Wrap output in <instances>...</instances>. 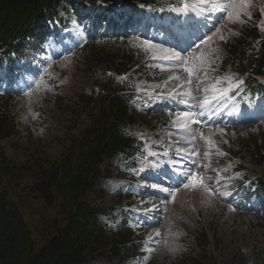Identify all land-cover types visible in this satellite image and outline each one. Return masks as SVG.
Masks as SVG:
<instances>
[{
	"label": "rangeland",
	"instance_id": "374dc122",
	"mask_svg": "<svg viewBox=\"0 0 264 264\" xmlns=\"http://www.w3.org/2000/svg\"><path fill=\"white\" fill-rule=\"evenodd\" d=\"M229 10L234 13L232 21H224L211 32L213 35L210 40L206 39L207 43L197 44L199 47L196 45L189 52L166 46L160 41L163 38L158 41L156 37L150 41L163 49L180 52L186 61L183 64L176 60L160 59L163 52L159 48L146 50L143 41L133 39L97 41L85 45L82 50L60 57L51 56L50 63L45 64L41 71L17 85L18 88H24L25 93L0 99V112L17 124L15 136L1 144L11 166L20 167L33 160L60 164L79 146L89 129L87 111L78 95H91L96 86L105 82L104 72L110 64L104 59L124 58L126 54H133L137 57L136 62L153 59L163 64L155 71L160 78L151 81L146 78L147 72L138 67L134 69L131 79L140 84L138 91L152 94L153 89L162 88L169 92V86H175L179 89L176 97L186 102L183 105L184 113H194V119L199 121L192 123L181 116L179 121L178 117H174L168 123H163L162 119L147 117V120L140 115L134 125L138 137L154 142L155 147L166 154L175 151V155H171L175 158H189L194 164L195 173L203 179L210 176L205 173L209 166L218 168L227 165L232 170L239 164L243 166L242 175L250 181L263 177L264 168L258 167V158L255 157L259 156L258 148L264 155V126L232 129L217 124L207 125L203 120V108L207 104L205 100L209 101L223 85L228 83L236 86L235 82L239 81L234 68L219 74L213 66L215 44L231 46L242 41L243 30L250 27L249 23L253 19L250 6L240 5L239 10ZM175 16L176 11H173L169 18ZM257 46V42L247 39L243 48L247 50ZM29 80L32 81L30 87L27 85ZM184 122L188 123L187 129L179 126ZM172 123L180 129L177 138L168 135L166 127ZM255 140L258 141L257 145ZM181 144L186 148H172ZM230 150L233 154L229 153ZM214 154L217 160L211 159ZM76 158L77 155L74 156ZM150 169L152 175H161L156 164H151ZM100 170L104 180L93 184L85 201L93 210H108L107 216L101 217L100 222L105 226L110 240L119 238L123 219L132 210L128 227L136 237L144 239L147 257L141 261L133 260L130 264H264V216L240 217L238 213L243 212L244 207L229 208L222 205V216L218 220L219 208L214 205V215L210 217L206 210L208 206L198 211L199 203L192 204L194 198L201 203L203 200L200 196L210 198V191L195 192L190 186L186 188V180L181 181L180 184L184 185L174 194L169 193V196L165 194L173 189L162 191L164 187L151 188L147 193L143 188V175L146 174L143 169L129 191L131 177L123 175L126 168L122 165L121 156L104 162ZM2 188L4 184L1 183ZM148 202L152 205L145 207ZM159 217H162L163 228L154 226ZM204 237L208 238V245L203 242ZM87 264L115 263L97 256Z\"/></svg>",
	"mask_w": 264,
	"mask_h": 264
},
{
	"label": "trees",
	"instance_id": "16d2710c",
	"mask_svg": "<svg viewBox=\"0 0 264 264\" xmlns=\"http://www.w3.org/2000/svg\"><path fill=\"white\" fill-rule=\"evenodd\" d=\"M52 2L0 0V23L3 24H0V42L10 47L16 45L35 17ZM253 65L264 74V53ZM119 67L117 73L127 72L128 65ZM123 88L110 78L101 86L99 94L79 97L86 107H95L90 134L81 145L87 149L82 153L81 172L65 177L62 168L41 165L10 170L2 161L0 178L7 174L15 181L16 191L12 190L17 206L8 201L7 191L0 192V264H84L89 256L108 246V238L103 228H99L95 213V224L89 227L90 212L81 197L89 185L87 173H96L97 165L105 157L118 153L132 156L138 148L130 128L134 116L128 110L135 100L133 96L121 94ZM7 129V122L0 119V139L8 136L10 129ZM66 159L67 165H71L73 158L69 155ZM129 243V236L123 235L113 245L112 258L141 252V246Z\"/></svg>",
	"mask_w": 264,
	"mask_h": 264
},
{
	"label": "snow or ice",
	"instance_id": "6c2138e0",
	"mask_svg": "<svg viewBox=\"0 0 264 264\" xmlns=\"http://www.w3.org/2000/svg\"><path fill=\"white\" fill-rule=\"evenodd\" d=\"M181 2H182V9H173V11H180V10L188 11L194 7L199 8L201 13L212 12V11L224 9L225 11H227V15L229 17H232L234 15V13H233V11H230L229 9H232L234 7V5H236L237 3H239L241 6L250 5L251 0H226L225 3H221L220 0H195V4H190L188 2V0H181ZM161 10H163V9H161ZM210 39H211V37H208V40H210ZM201 43H207V41L201 40ZM142 44L146 50L159 48L163 52V55L159 57L160 59L170 60V61L176 60V61H180L182 64L186 62L185 59L181 56V53L176 51L175 49H163L162 46L154 45L148 40H144L142 42ZM197 47H199V45H197ZM189 71L191 72L190 69H189ZM189 83H191V81H189ZM242 83H243V81H239L237 86H239V84H242ZM26 94H28V93H26ZM188 94L190 95L191 93H188ZM204 103H209V101L205 100ZM194 115L195 114L191 113V112L178 114V121H179L180 117L182 116V117H185V118L191 120L192 123H199V121L194 119ZM179 126L187 129L188 123L184 122V123L179 124ZM208 142L212 143L211 140H209ZM188 181H189V183H185V185H184L186 188L189 187L190 185L193 187L200 185V186H204L207 188V185L205 184L203 177L199 176L196 173H193L191 176H189ZM151 187L157 188V187H159V185L153 184V185H151ZM161 190L162 191H169L168 188H161ZM207 190L211 191L210 188H207ZM225 195H227V193H225ZM173 199H174V195H173ZM233 210H235V209H233ZM158 234L159 233H157V235ZM150 239H151V237H150Z\"/></svg>",
	"mask_w": 264,
	"mask_h": 264
},
{
	"label": "bare ground",
	"instance_id": "6f19581e",
	"mask_svg": "<svg viewBox=\"0 0 264 264\" xmlns=\"http://www.w3.org/2000/svg\"><path fill=\"white\" fill-rule=\"evenodd\" d=\"M221 186H222L221 183H217L216 188L220 189ZM222 197H224L223 194H221L218 198H222ZM208 216L212 217L213 216V213L209 212ZM220 218H221V211H219V213H218V220H220Z\"/></svg>",
	"mask_w": 264,
	"mask_h": 264
}]
</instances>
